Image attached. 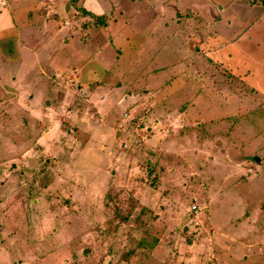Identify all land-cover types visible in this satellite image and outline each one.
Segmentation results:
<instances>
[{"label": "rangeland", "instance_id": "obj_1", "mask_svg": "<svg viewBox=\"0 0 264 264\" xmlns=\"http://www.w3.org/2000/svg\"><path fill=\"white\" fill-rule=\"evenodd\" d=\"M0 264H264L261 0H0Z\"/></svg>", "mask_w": 264, "mask_h": 264}, {"label": "trees", "instance_id": "obj_2", "mask_svg": "<svg viewBox=\"0 0 264 264\" xmlns=\"http://www.w3.org/2000/svg\"><path fill=\"white\" fill-rule=\"evenodd\" d=\"M261 3H263L264 4V0H261ZM83 12H86V11H84L83 9H81Z\"/></svg>", "mask_w": 264, "mask_h": 264}, {"label": "crops", "instance_id": "obj_3", "mask_svg": "<svg viewBox=\"0 0 264 264\" xmlns=\"http://www.w3.org/2000/svg\"><path fill=\"white\" fill-rule=\"evenodd\" d=\"M3 22H6V21H3ZM1 23H2V21H1ZM11 23V22H10ZM4 24V23H3ZM6 25V24H5Z\"/></svg>", "mask_w": 264, "mask_h": 264}]
</instances>
